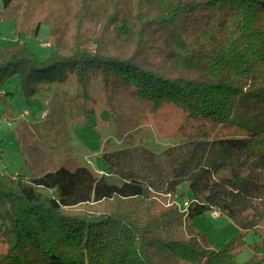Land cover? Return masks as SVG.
<instances>
[{
    "label": "trees",
    "instance_id": "trees-1",
    "mask_svg": "<svg viewBox=\"0 0 264 264\" xmlns=\"http://www.w3.org/2000/svg\"><path fill=\"white\" fill-rule=\"evenodd\" d=\"M123 2L97 0L104 15L91 48L77 36L41 59L27 37L43 25L51 35L54 20L29 7L18 18L15 0H3L18 32L0 45V91L18 77L30 104L44 87L71 78L84 93L90 79L99 78L106 92L116 79L154 116L173 109L188 123L201 121L197 136L160 153L143 146L106 152L100 174L61 167L27 178L0 167L10 213L0 223V264H240V233L213 250L190 222L210 212L253 230L264 217L256 208L264 206V0H133L131 12ZM107 34L132 38V49L105 46ZM206 124L231 136H211ZM184 185L192 195L184 212L158 207V197H184ZM101 203L104 212L87 209ZM187 227L190 234L180 237ZM256 252L243 264H262Z\"/></svg>",
    "mask_w": 264,
    "mask_h": 264
},
{
    "label": "rangeland",
    "instance_id": "rangeland-1",
    "mask_svg": "<svg viewBox=\"0 0 264 264\" xmlns=\"http://www.w3.org/2000/svg\"><path fill=\"white\" fill-rule=\"evenodd\" d=\"M98 5L97 0H15L13 14L20 18L22 11L29 7L37 16L54 20L51 35L49 27L43 25L36 36L27 37L32 51L44 59L50 52L49 48L57 44L68 48L77 36L91 48L100 34L104 15ZM122 5L129 12L133 10V0H124ZM8 16L3 0H0V45H7L18 32ZM52 16L63 22L62 28L55 24L59 20ZM96 19H100L99 23L95 22ZM104 38L105 46L121 54L128 53L134 42L132 38L119 42L108 34ZM17 84L18 77L5 81L1 91L12 94L0 96V167L3 173L10 176L22 174L31 178L61 167L74 170L80 166L100 174L104 167V153L125 146H143L160 153L167 147L196 137L195 131L201 122L188 123L182 114L173 109H165L156 116L150 114L134 93L127 91L116 79L108 92L103 89L99 78L90 79L84 93L75 78H71L64 86L44 87L30 104H25L26 99L20 95ZM26 111L30 116L22 119ZM43 111H47L44 119ZM22 124L30 126L26 128ZM205 129L211 136H231L213 124H206ZM182 188L180 193L185 191V196L177 197L176 203L185 209L184 203L192 195L187 185ZM165 197L157 198L159 208L176 206L173 198ZM107 207L101 203L87 209L100 213ZM256 208L264 214L262 204ZM9 220L10 213L5 209L0 194V223L8 224ZM190 224L195 232L204 233L213 250H221L240 233L245 246L237 255V262L243 264L249 261L260 246L256 258L264 264V217L253 230H242L225 215L215 219L210 212L195 217ZM187 234H190L188 227L178 231L180 237H187Z\"/></svg>",
    "mask_w": 264,
    "mask_h": 264
},
{
    "label": "built area",
    "instance_id": "built-area-1",
    "mask_svg": "<svg viewBox=\"0 0 264 264\" xmlns=\"http://www.w3.org/2000/svg\"><path fill=\"white\" fill-rule=\"evenodd\" d=\"M46 44V43H45ZM43 46H44V44H43ZM46 114H47V111H43V113H42V118L44 119L45 117H46ZM29 115V113L26 111V112H24L23 113V115H22V117L21 118H25V117H27ZM175 205L176 206H178L176 203H175ZM188 207V204L187 203H185V208H187ZM180 209H181V211H185V209H182L181 207H179ZM212 215L214 216V217H219V213L218 212H213L212 213Z\"/></svg>",
    "mask_w": 264,
    "mask_h": 264
},
{
    "label": "crops",
    "instance_id": "crops-1",
    "mask_svg": "<svg viewBox=\"0 0 264 264\" xmlns=\"http://www.w3.org/2000/svg\"><path fill=\"white\" fill-rule=\"evenodd\" d=\"M28 116H30V114H29ZM28 116H27V117H28ZM25 118H26V117H25ZM22 119H24V118H22ZM42 119H43V118H42ZM22 125L26 126V128H27L28 126H30V125H27V124H22ZM24 126H23V127H24ZM70 170H71V169H70Z\"/></svg>",
    "mask_w": 264,
    "mask_h": 264
}]
</instances>
